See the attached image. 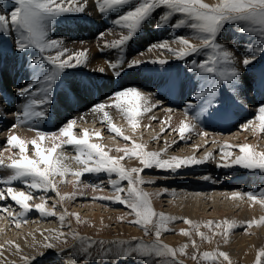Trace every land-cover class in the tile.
I'll return each mask as SVG.
<instances>
[{"label": "snow or ice", "instance_id": "1", "mask_svg": "<svg viewBox=\"0 0 264 264\" xmlns=\"http://www.w3.org/2000/svg\"><path fill=\"white\" fill-rule=\"evenodd\" d=\"M94 3L99 13H114L116 18L112 23L122 30L118 39L104 40L105 48L116 49L119 52L115 61L108 62L109 68L117 78L125 74L127 70L145 63L138 58L128 59L126 49L146 24L154 23L157 29L164 27L179 29L187 25V27L196 30L200 40L199 44L192 43L184 36H177L175 43L181 45L179 48L172 47L168 40L151 44L148 48L149 51L154 49L167 50L180 61L209 50L206 53V58L202 61L198 62L196 59L190 61L191 68L205 81L200 90L196 92V98L201 101V104L195 119H200L210 108L219 112L229 101L237 103L242 88L240 65L244 68H250L257 61L258 54L260 57H264V0H217L214 4L207 3L205 0H94ZM87 4L88 0H15L14 11L10 13V16L0 14V36H7L14 31V43L19 52L23 53L35 49L39 54L37 59L32 62L33 71L38 74L25 87L16 91L17 96L27 99L21 111L15 114L13 128L34 121L36 118L47 117V108L43 106L53 104L54 87L58 86L57 82L64 83L66 80L67 73L65 70L76 69L88 64V49L71 50L64 44L63 40L50 37V32L58 18H65L71 14H87ZM157 10L162 11L153 20ZM177 14H182L184 18L177 19ZM229 22L247 23L250 27H241L240 31H255L261 40V43L239 62L232 51L218 42L219 35ZM123 30H126V34ZM105 35L103 32L99 34L102 40ZM141 55L143 54L141 53ZM45 62L50 67H46ZM149 62L159 65L169 63L167 59H156ZM98 71L104 73L106 69L100 67ZM261 87L264 88V74L261 76ZM4 99L11 102L7 95L4 96ZM157 106L158 103L150 102L149 94L142 92L137 87H127L115 91L113 96L105 102L97 103L92 107L93 113L102 114V122L108 124L111 132L131 144V147L126 145L124 148L118 149L124 153L123 156H111L109 152L105 151L103 145L91 142V136H101L99 131L83 129L82 135L77 136L75 134L76 118L64 123L58 132H45L33 124V128L36 129V136L30 140L21 138L9 130L10 134L5 138V147L0 151V170L10 172L6 177L0 176V185L7 184L9 186L6 189L0 187V201L10 198L22 211L13 213L7 207L0 209V211L8 213L17 227L20 226L19 221L26 217L29 211L35 210L45 217L55 216L57 215L54 211L55 205L53 209H48L44 197H41L42 202L39 204H29V201L33 199V190L54 192L59 197V202H63L70 196L74 197L75 194H61L55 177H65L71 174L75 176V182L79 184L84 174L103 172L109 175L115 174L118 179L110 180L115 194L113 196H100L98 199L114 200L126 205L131 210L129 214L135 216V219L130 221L131 223L143 227L146 232L154 229L155 240L152 243L129 245L117 254L120 259L140 258L144 260V264H185V261L180 257L188 255L189 244L185 243L177 248L161 239L163 233L172 231L168 225L177 219H182L190 225V229L180 230L185 236H191L192 232L195 231L202 240L211 242L213 236L221 235L224 237V242L227 243L228 234L239 226L237 222L225 220L216 223L209 220L202 225L191 219L177 218L163 212H157L152 204V194L141 187L145 183L154 182L143 178L141 174L145 169L159 168L175 172L182 167L200 165L214 159L212 152H208L202 158L196 156L165 158L167 149L148 151L145 144L137 143L130 136H125L122 129L113 123L107 110L111 108L120 110L132 128L135 129L139 125L137 118L144 113L151 112ZM192 107L193 105L189 103L188 108ZM168 111L171 112L172 110L168 109ZM256 113L255 120H248L239 127L242 130L251 129L254 132L258 128L260 133H264V103L257 106ZM152 118L155 119V117ZM3 119L6 117L3 108H0V120ZM256 121H259V124H256ZM194 127L188 121H182L178 128H172L169 125L168 129H162V131L178 132L181 140H184L186 135L194 130ZM203 135L207 137L208 134L205 132ZM47 139L54 141L52 147L44 146L43 142ZM57 140L59 143H55ZM29 145L34 150L33 156L28 154ZM65 145L73 146L77 152L74 159L82 166L79 170H72L65 164L68 157L59 151ZM196 147L199 148L200 146L197 145ZM10 148L18 149V154L9 156L6 160L3 152L9 151ZM233 148L238 149L239 155L234 154ZM219 151L221 157L218 166L225 168L239 166L246 170L264 174V151L257 150L255 146L248 143L232 145L224 142ZM129 157L138 158L142 167L126 168L122 161ZM18 181L22 182L28 191L17 190L12 186L14 182ZM124 181L127 182V188L122 186ZM95 187L101 186L96 185ZM123 193L126 195H122ZM245 195L253 203L264 206V190L259 195L253 192L245 194L234 192L232 198H244ZM69 215H75L77 222H82L78 213H68L65 210L63 214L59 215L62 226L66 221V216ZM120 219L123 220L124 217L122 216ZM259 224H264V217L259 220L248 221L244 226L250 229L253 225ZM201 227H207L212 235H206L200 231ZM53 231L55 239H62L64 243H67L69 233ZM70 234L74 239L82 241L88 239L80 237L75 231ZM44 239L49 241L44 244V247L49 249L56 247L54 243L50 242L49 237L45 236ZM91 243L95 242L92 241ZM0 247L3 246L0 245ZM16 247L19 249L20 245L17 244ZM191 247L196 250L191 255L193 260L212 261L213 264H224V262L233 264L228 252L217 248L201 253L195 239L191 240ZM81 251L87 254L91 261L89 248L83 247ZM109 251L111 250L109 249ZM23 259L24 264H30L33 258L25 256ZM256 264H264V248L259 251Z\"/></svg>", "mask_w": 264, "mask_h": 264}, {"label": "rangeland", "instance_id": "2", "mask_svg": "<svg viewBox=\"0 0 264 264\" xmlns=\"http://www.w3.org/2000/svg\"><path fill=\"white\" fill-rule=\"evenodd\" d=\"M10 11L11 10L9 9V7L7 6L3 7V14H8L10 13ZM99 14L103 18V14L101 13ZM114 19L115 18H112L111 22H109L108 25H112L113 24L112 21ZM149 24L152 25V23H149ZM241 27H247V26H244L243 24L241 26V23L227 24L225 27L226 29L222 30L220 36H225L228 40L230 39L229 41L236 42L237 41L236 36L243 34L241 33L242 31H240ZM181 30L182 32H180L178 36H184L188 38L192 43H196V44L200 43V40L195 32L196 30L187 27V25L183 26ZM231 30H233L232 32L233 34L229 33ZM227 32L229 34H226ZM145 33L146 32L142 30L139 32V34L135 38L142 36ZM244 34H247V33L244 32ZM245 38L247 37H244L243 40ZM255 38L260 39L258 35H256ZM236 43H238V41ZM240 49L242 50L241 47L238 48L239 51ZM127 52L129 53V45L127 47ZM206 53H207V50H205L204 53H201L200 58L198 57L199 59L197 60L200 62L203 59H205ZM26 57H27L26 59L15 60L12 55H9L8 57H5L4 59H2V63H4L3 64L4 69L14 67L13 68L14 71H18V70L20 71L19 67L23 66L25 70L24 74L31 73V79L29 80L30 82L38 74L33 71V64H32V62L37 59V56H33L32 54L29 53ZM191 59H196V58L195 56H193V57H190L188 61L183 60V61H178L176 63H168L167 65H159V64L158 65L160 67L169 68L171 71H173L174 74L177 72L176 71L177 69L179 70L181 69L183 73L184 71H183L182 64L187 65L190 69H192L191 64H190ZM179 70H178V73L180 72L179 74L181 75V71ZM244 70L245 69L242 68V71ZM180 75H178L179 77H177L176 81L174 80L173 82L171 81L172 83L168 81L166 82L163 81V83L159 82L153 85L147 84V85L138 87L140 89H143L144 93H147V92L152 93L154 97L153 99L157 97L158 99L150 100V102L158 103V106L152 109L151 112H147L146 116L140 118L139 125L137 126V128L135 129L132 128L131 124L129 123L127 118L124 116V114L121 113V111H118L119 113L118 112L115 113L116 115L115 118H117V115L120 116L121 114L125 117V119H123V121L121 118L119 120L112 119L113 123L117 127H120L122 129L125 136H130L132 140L136 141L137 143L145 144L147 146L148 151H161L162 149H167L166 155L170 157L172 156H179V157L196 156V157L202 158L208 152L217 154V152L215 151L216 148L218 146H222L224 142H228L232 145H239L245 142L246 143L250 142V144L253 143L252 145L255 146L254 142L256 141L255 147L257 148V146L259 145L258 150L264 151V133L259 132L260 134L258 133L257 135V131L255 132L252 131V134H253L252 135L250 133L251 129L250 131L242 130L239 127L241 124L245 123L248 119L249 120L254 119L257 114L255 107H253V101H248L242 97H239L237 103H232L231 101H229L228 104L226 105L227 108L225 107V110L227 109V111H225L223 108L219 112L215 111V109L213 108L209 109L208 112L204 114L206 121L203 119H200L201 121H199V119L195 120L194 119L195 116L194 115H193L194 117L191 116L190 119L192 118L193 124L192 123L190 124L196 127H194V130L191 133L186 135V138L184 140H181L178 132H174L171 130L162 131V129H168V126L171 125L169 123H166L167 120L165 118L167 117V114H169L167 110L168 108L173 109V110L171 109L172 110L170 112L171 114L173 113L175 115L177 114L176 112H178L179 113L178 116H180L182 115L180 114L181 112L183 113L186 112L185 108L189 104L188 101H192L193 104L196 102L197 103L201 102L199 99L195 100V99H190V98L188 99L183 98L182 100H180L181 102L178 99L176 103L179 101L181 105L179 106V103L178 104L175 103V105L177 106V109H176L175 105L173 104V101H175L176 98L174 100L173 96L177 91L183 90L184 89L183 87H185L183 83L184 78L181 77ZM180 78L182 80H180ZM17 79L22 80V81H17L16 85L14 84L12 86V83H13L12 81L14 80H9L8 87L12 89L14 88L20 89L26 86V79L23 77V74L19 73V78ZM192 82L191 83L187 82L188 88H192L191 87L192 85L193 87L195 86V84ZM155 85L163 86L161 91L164 92V95L161 94L159 89L157 91V89L153 88V86ZM173 87H174V91L172 89ZM87 88L90 90H93V85L91 83H87ZM171 91H173L174 93ZM112 93H106V96L108 98L112 97L113 96ZM11 95H12V98H11ZM11 95H10V99H11L10 107L11 109L12 108L14 109V112L11 111L12 114L14 115V113L16 114L19 111H21L23 107L22 105L23 99L22 97H18L17 95L14 96V93H12ZM184 95L186 94L184 93ZM170 99L172 100V102L170 101ZM230 102L231 104H229ZM181 106H182V109H181ZM45 107L47 108V111L49 113V107L48 106H45ZM38 110L40 109L38 108ZM6 111H10V110H5L4 112V116L6 117V119L0 120V124H1L0 125V151H2L5 147V138L10 134L9 130H11V132L18 134L20 137H23L28 132L29 133L31 132L30 131L31 129L27 130L28 127L25 130L26 124H20L19 126L13 128L12 125L15 122V115L13 116L14 120H12L9 115L7 116L8 112ZM242 114L244 115L242 116ZM246 114H248L249 116H246ZM212 115H215V116L212 117ZM152 117H155V119H153ZM206 117H208V119ZM209 117H211V119ZM220 117L223 119V121ZM73 118H75L73 115L64 116V119L58 121V125H56L55 127L51 129L48 128V123H47L48 118L47 117H40L39 119L36 118L34 121H31V124L32 125L35 124L39 130H42L45 132H58L59 128L64 123H66L68 120L73 119ZM213 118H215L214 122H213ZM216 119H218V121ZM202 120L204 122H202ZM220 120H221V123H220ZM41 126L42 127L46 126L47 131ZM23 128L25 131L23 130ZM196 128H198V130H196ZM32 129L36 131V129L34 128ZM83 129H89L90 131H99L101 133V136L100 137H96L94 135L91 136V142L100 143L101 145H103L105 148V151L109 152V155L111 156H123L124 155L122 151L121 152L118 151V149H121L120 146L127 145L128 147H131V144L129 142L122 139L119 135L111 132L109 130L108 124H104V123L97 124L96 122H93V121L89 122L85 120L83 121L77 120V124L75 126V134L77 136L82 135ZM205 132L208 134L207 137L203 135V133ZM254 133H255V136H254ZM227 135H232L230 136V139H231L230 141L225 140L227 138ZM255 138H258V139L255 140ZM206 140H207V143H205ZM52 142L54 141L51 139H47L43 143H44V146L49 147L50 146L49 144ZM257 142L259 144H257ZM197 145H199L200 147L197 148L196 147ZM60 151L63 152L64 156L71 157V158L66 159L65 164H67L72 170H79L82 167L74 159V157L77 155V152L74 150L73 146L72 147L65 146ZM233 152L234 154L236 153L235 155H239L238 149L233 148ZM7 153L8 154L10 153L12 156H16L18 154V149L10 148L9 151H4L3 155ZM28 154L30 156L34 155V150L32 149L31 145H29ZM68 155H71V156H68ZM122 163L124 164L125 167L126 166H129L130 168L142 167L140 160L135 157L125 158V160H123ZM218 168L221 169L220 166H218ZM7 172L8 171L0 170V173H1L0 176L6 177L7 174L8 175L10 174V172L8 173ZM196 172H198V170L187 171L186 173H183V170H179L178 172H173L170 170H163L159 168L145 169V171L141 174L143 178L147 181H154V182L145 183L141 187L148 193L152 194L151 196L152 204L157 212H163L165 214H168V215H171L177 218L189 219L182 214L183 210L181 212L179 209L174 208V204L176 202L177 203L182 202L183 204L188 205L191 211L194 210L193 213L195 212L197 214L198 217L192 220L194 222H197L203 225L209 220L216 222V223H221L225 220H228V221L234 220L235 222L238 223L239 226L235 228L231 233L228 234L227 243L224 242V237L221 235L213 236L211 242H208L207 240H202L201 237L195 231L192 232L191 236L183 235L180 232V230L190 229V225L185 223L182 219H177L176 221L168 225V227L172 229V231L163 233L161 236V239L165 243L170 244V245L172 244L182 245L180 243L183 242L185 238L186 240H190L191 237L193 238V236H196L195 240L197 244L199 245V251L201 253L204 251H213L218 248L219 250L229 253V256L232 259L233 264H256L258 253L262 248H264L262 247V243L264 242V224L253 225L250 229L246 228L244 225L248 221H251V219L250 218L238 219V218L246 214V212L249 213L250 210L247 209V207H245L246 199L248 198L246 197L244 201H240L239 198L233 199L231 195L232 193L238 192L239 190L241 191V193H248V190L249 192H253L254 188H256L255 190L258 191L257 193H260L259 191L264 190V174H261L258 171L254 172L252 170H245L242 173V177L240 178V180H238L237 183L233 185V188L228 187L227 189H225V187H221V188H218L217 191H214V193H212V190H211V193H210L208 192L209 190L208 191L206 190L207 192L197 190L194 185L187 184L188 182L192 183L195 181V179L193 178V175L196 174ZM185 174H190L192 176L190 177ZM234 174L237 175L238 173L234 172ZM250 174L252 175V177L257 179L256 185L258 186L254 187L253 189L250 188L251 187V182H249L250 181L249 177H251ZM84 175L81 177V182L79 184L75 182L76 178L75 176L71 174L65 177H60V176L55 177V182L57 183L59 192L61 194H75L74 197L70 196V198L65 199L63 202H59V197L54 192H51V191L41 192V191H36V190L32 191L33 199L29 201V204L31 205L39 204L42 202L41 197H44L47 201L46 207L48 209L50 210L53 209V206L55 205L54 211L57 214L55 216L45 217L39 214L35 210L29 211L26 215V219L25 217L21 219L19 221L20 226L17 227L16 224L13 223L11 217L8 216V213L0 211V245L3 246V247H0V249H3V250L7 249L8 248L7 244H10L13 248L12 256L17 255L19 256V258L23 259L26 256L25 252L23 251L21 247L17 249L14 243H10L12 242V238H17L27 231L39 232V233L44 232L48 234V237L51 239L50 241H53L55 243L57 239H55L53 230L63 231L65 233H69L68 235L69 237H68L67 243H64L62 246V249H61L62 254L63 253L70 254L73 251H75V249L77 250L78 248L88 247L89 253L91 254V257L93 258L90 261L88 256L84 257L80 260L81 262L79 261V263L87 264L90 261V263H96V264L101 263L102 264L106 261L105 260L106 256L110 254L117 255L129 245L135 246L138 244H150L155 240L154 229H151L149 232H146L143 227L135 225L130 222L131 220L135 219V216L129 214L131 210L127 208L126 205L118 203L114 200L98 199V197L100 196H113L115 194L110 184V180L118 179V177L115 174H112L111 176H109V174L102 172L98 174L97 173H86ZM181 175H184L185 178H177V177H180ZM221 175H222L221 172H216L214 174V176L217 179L221 178ZM238 184H241L243 186L242 188L243 192H242V189H240V186ZM96 185H100L101 187L97 188L95 187ZM8 186L9 185L7 184L0 185V187H3L5 189ZM12 186L17 188V190L27 191V187L22 182H19V181L14 182ZM122 186L124 188H127L128 187L127 182L126 181L122 182ZM236 186L237 187L239 186V188H237ZM234 188L235 190L236 189L237 190L235 191ZM122 195H126V193H123ZM212 196H214V198H211ZM17 206L18 205L14 201L10 200V198H8V200L6 199L3 201H0V209L7 207L9 211L13 213H20L22 211L19 206H18L19 208L18 210ZM65 210H67L68 213H78L80 220L82 222H87V223L83 224L82 222H77L75 215H69V216H66V221L64 225L62 226L59 220V215L63 214ZM263 213L264 212H262V210H261V213L259 212V214H261L262 217H264ZM176 214L177 215L180 214V216H176ZM94 215L105 219L106 226L103 229L104 231H99L95 228V221L92 218ZM122 216L124 217L123 220L120 219V217ZM66 224L68 226H66ZM73 231L78 233L80 237H84L88 239L83 240V241L80 239H74L73 236L70 234ZM200 231L204 232L206 235H212V232L207 227H201ZM216 231H219V230H216ZM170 236L175 237V239H173L175 241L174 243L169 242L167 237H170ZM44 241L45 239L41 241L43 245L45 244ZM92 241H94L95 243H91ZM46 242H49V241H46ZM100 242H103V243L101 244ZM252 243L253 245L256 244L258 246H261L259 251L250 253L248 257L241 256L240 255L241 252L244 253V251L247 252L248 250H251ZM46 249H47V251L45 250L46 252L48 251L52 252L54 250L56 252L57 250H60L59 246H58V249H55V248H51V249L46 248ZM108 249H110L111 251H109ZM187 250L189 251V252L187 251L188 255H184L180 257L181 259H184V261L186 260L185 264H213L212 261L193 260L191 258V255L195 253L196 250L191 249V248H188ZM46 252H43L44 253L43 256L46 255ZM80 257H78L77 259H79ZM185 258H188L190 261H188ZM148 259L150 260L151 258H148ZM67 260L71 261L73 260V258H68ZM75 263L78 264V261H76ZM54 264H57V263L55 262ZM113 264H116V263H113ZM224 264H226V262H224Z\"/></svg>", "mask_w": 264, "mask_h": 264}, {"label": "bare ground", "instance_id": "3", "mask_svg": "<svg viewBox=\"0 0 264 264\" xmlns=\"http://www.w3.org/2000/svg\"><path fill=\"white\" fill-rule=\"evenodd\" d=\"M205 2L214 4L217 2V0H205ZM14 3H15V0H0V14H3V7H5V6L9 7V9L11 10L10 13L12 11H14ZM161 11L162 10H157V13H155L153 16V20H155L156 16L159 15ZM10 13L5 14V15L10 16ZM86 13L87 14H71L65 18H58L57 23H55L53 25L52 31L50 32L51 38H58V39L63 40L64 44L71 50L88 49V56H89V62L86 66L78 67L76 69L65 70L67 73L66 80L64 81V83L57 82L58 86L54 87V90H53L54 102L52 105H50L48 107H49L50 113L54 112L56 114L55 117H58V121L63 120L64 116L73 115L77 120H82V121L85 120V121H89V122L93 121V122H96L97 124H99V123L107 124L106 122H102V114L93 113L91 111L92 107L95 104L105 102L108 99V97L106 96V93H112L113 92L112 94H114L115 91L121 90V89L127 88V87H137L138 88L139 86H143V85H147V84L153 85V84H157L159 82L163 83V81H165V82L168 81V82L172 83L173 80L174 81L177 80V77H179L178 75H180L179 74L180 72L178 73L179 69H177V70L175 69L177 72L174 74L173 71H171L169 68L160 67L158 64L150 63L149 61L156 60V59H167L169 61V63H176L180 60H177L174 57V55L167 50L154 49L152 51H149L148 48H149V45L160 42V41H164V40H168L172 44V47H175V48L181 47V45L175 43V37H177L178 34L180 32H182V30H181L182 28L181 29L180 28L175 29V28H170V27H164V28L157 30L154 26V23H152V25H150L149 23L146 24L142 29L146 33L142 36L134 38L130 42L129 53L127 52V49H126V57L128 59L138 58V59L145 61V63L141 64L140 66H138L136 68L127 70L125 74H123L121 77L117 78L113 75L112 70L109 68L108 62L109 61H115L119 56V52L116 49H109V48L104 47V40L112 41V40L118 39L120 34H121L122 30L118 26H115L113 24L108 25V23L111 22L112 18H116V15L114 13H105V14H103V18H102L98 12L97 7L95 6L94 0H88ZM176 18L177 19H183L184 17L182 16V14H177ZM232 23H235V22H229L228 24H232ZM242 24L244 26L250 27V25H248L245 22H242L241 26H242ZM236 27H238V26H236ZM110 29L112 31H109ZM123 31L126 34V30H123ZM102 32L106 34L103 40L99 36V34ZM190 32H189V34H190ZM232 32H233V30H231L229 33L233 34ZM229 33L227 32L226 34H229ZM241 33H243V34H241ZM241 33H239L241 35L236 36V40L238 41V43H236L237 41L236 42L229 41L230 39L228 40L225 36L219 35V37H218V42L221 43L222 45L226 46L230 51H232L235 54L238 62L242 61L243 58L245 56H247L249 54V52L254 47H256L257 45H259L261 43L260 39L255 38V36L257 35L255 31L246 32L247 34H244V32H241ZM244 37H247V38H245L243 40ZM14 40H15L14 31L7 36H0V75H3L6 78L5 84L8 86L9 80L7 79V75L8 76L15 75L16 78H19V73L23 74V77L26 79V85H27L29 83V80L31 79V73L24 74L25 70H24L23 66L19 67L20 71L19 70L14 71L12 69L11 72H7V74H4L1 72L2 71V59H4L5 57H8L9 55H12V54H13L12 56L15 55V57H13L15 60L26 59L27 58L26 56L29 53L32 54L33 56H37V57L39 55L38 51L35 49H31V50L25 51L23 53L19 52L16 49ZM239 47H241L242 50L240 49V51H239L238 50ZM141 53L143 55H141ZM194 56L197 60L200 58L201 55H194ZM188 59H190V58H186L185 60L188 61ZM182 65H183L182 67H183V71H184L183 73L184 74L182 73L181 69L179 71H181L180 76L184 78L183 83H184L185 87H183L184 88L183 90H179L174 94V96H173L174 100L176 98V100L173 101L174 105L178 99H179V101L182 100L183 98L184 99L190 98V99L197 100L196 92L199 91L200 88L205 83L203 77H201L194 69H190L187 65H184V64H182ZM45 66L50 67V66L46 65V62H45ZM100 67H104L106 69V71L104 73H100L98 71V69ZM242 68H244V67L242 65H240L242 88L240 90L239 97H242L248 101H253V107H255V109H256L260 103H264V88L261 87V76H262V74H264V57H260L258 54L257 61L250 68H244L245 69L244 71H242ZM89 74H91V75H89ZM180 80H182V79L180 78ZM12 82L15 83V85H16L17 81H15V82L12 81ZM187 82L188 83L192 82L195 84V86L193 87V85H192L191 86L192 88H188ZM87 83H91L93 85V90H90L87 87H84L85 85L87 86ZM165 84H163V85H165ZM178 85H179V83H178ZM180 85H181V83H180ZM169 86H170V84H169ZM162 87L163 86H160V85L153 86V88L157 89V91L159 89L161 94L164 95V92L161 91ZM138 89H140V88H138ZM172 89L174 91V87ZM187 89H189V90H187ZM140 90L142 92H144L143 89H140ZM7 91L15 92V88L14 89L7 88L6 90H3L0 92V108H3V110L4 109L10 110V111H6V112H8L7 116L9 115L11 117V119L14 120L13 116L15 115V113L13 115L11 112V111L14 112V109L13 108L11 109V107H10L11 105H6L9 103V101L4 99V96L7 95ZM173 91H171V92H173ZM184 93L186 95H184ZM146 94H149L150 100L158 99L157 97L155 99H153L154 97H153L152 93H150V92H147ZM15 95L16 94H14V96ZM37 95H39V93H37ZM11 98H12V95H11ZM22 99H23L22 105H24L27 98L22 97ZM170 101L172 102L171 99H170ZM179 101L176 104H178ZM188 103H191L193 105V107L189 109L188 105L186 106V104H185L186 112L185 111H184L185 113L181 112L180 114H182V115H180V116H178L179 115L178 112H176L177 114L174 115L173 113L171 114L168 111L169 114H167V117H165L167 120L166 123L171 124L172 128H178L182 121H188L189 123L193 124V120H192V118L190 119V117L193 115L196 116V113L199 111V106H200L201 102L200 103L196 102L193 104L192 101H188ZM229 104H231V102ZM174 105H172V106H174ZM180 105H181V103H179V106ZM43 107H45V106H43ZM175 107L177 109L176 105H175ZM225 107L227 108V106H225ZM225 107L223 108L224 110H225ZM251 108H252V106H251ZM181 109H182V106H181ZM5 110H4V112H5ZM107 110L109 111V114L112 117V119H118L119 120L121 118L123 121V119H125V117H126L125 115H124L125 116L124 117L123 115L120 114V116L117 115V118H115V116H116L115 113L120 111V110L115 109V108H111V109H107ZM225 111H227V109ZM144 114H143V116H139L138 120H140V118L146 116V113H144ZM204 114L200 117V119L205 120ZM248 114H246V116H249ZM250 114H252V113H250ZM243 115L244 114H242V116ZM214 116L215 115H212V117H214ZM51 117L52 116L49 117L48 122H47L48 128H50V129L54 127L53 122L51 120ZM206 118L208 119V117H206ZM209 118L211 119V117H209ZM215 118H213V122H214ZM246 118H248V117H246ZM200 119H199V121H201ZM210 119H209V121H210ZM243 119H245V118H243ZM203 120H202V122H204ZM216 120L218 121V119H216ZM252 120H255V118ZM58 121H57V125H58ZM190 121H192V122H190ZM222 121H223V119H222ZM211 123H212V121H211ZM220 123H221V120H220ZM79 124H81V123H79ZM256 124H259V121H256ZM27 127H28V129H27ZM32 128H33V125L31 124V121L26 123L25 130L31 129L30 130L31 132L30 133L28 132L26 135H24L21 138L28 139V140L34 138L36 136V131H34ZM198 128H199V126H198ZM198 128H196V130H198ZM23 130H24V128H23ZM256 131H257V135H258V133H259L258 128ZM250 133L252 134V130ZM230 136H232V135H227V138L225 140L230 141L231 140ZM254 136H255V133H254ZM243 139H244V137H243ZM256 139H258V138H255V140ZM255 142H254V144L256 146ZM53 143L54 142L50 143L49 144L50 146L49 145L48 146L52 147ZM55 143H59V140L55 141ZM248 144H250V142ZM257 144H259V143L257 142ZM65 146L67 147L68 145H65ZM65 146H63V148ZM258 146H257V150H258ZM70 147H72V146H70ZM120 147L124 148L125 146H120ZM221 147L222 146H218L216 148L215 151L217 152V154H213L214 159L209 160L208 162H206L204 164L180 168V169L176 170L175 172H178L179 170H183V173H186L187 171L198 170V172H196V174L193 175V178L195 179V181L192 183L191 182L187 183V184L194 185L197 190H201V191H206V190L208 191L209 190L208 192H210V193L212 190V193H214V191H217V189L221 188V187H225V189H227L228 187L233 188V185H235L237 183V181L240 180V178L242 177V173L246 169H242L239 166H233L230 168H225V167L220 166L221 169H219L218 163H219L220 157H221V153H220L219 149ZM232 151H233V149H232ZM9 156H12V155L10 153L4 154V158H6V160H7V157H9ZM68 156H71V155H68ZM73 156H75V155H73ZM168 157H170V156L166 155L165 158H168ZM68 158H71V157H68ZM197 158H201V157H197ZM126 168L130 169L129 166H126ZM216 172L222 173L221 178L217 179L214 176V174ZM234 172H236L238 174L235 175ZM185 175H188L190 177L192 176L190 174H185ZM109 176H111V175H109ZM84 177H85V175H84ZM177 178H185V176L181 175L180 177H177ZM249 180H250L249 182H251V187H250L251 189L258 186V185H256L257 179L252 177V175H251V177H249ZM181 185H182V183H181ZM238 185L240 186V189L243 188V186L241 184H238ZM239 186L238 187L236 186V187L239 188ZM255 189L256 188L253 189V193H256L257 195H259V193H257L258 191ZM234 190H235V188H234ZM27 191H28V189H27ZM261 191H259V192H261ZM238 192L241 193L240 190ZM242 192H243V189H242ZM248 192H249V190H248ZM242 194H245V193H242ZM231 197H232V195H231ZM246 197L247 196L245 195L244 198H239V200L244 201L246 199ZM211 198H214V196H212ZM245 207H247V209L250 210L249 213L246 212V214H244L243 216H240L238 219L250 218L251 220H259L262 217V215L259 214V212L261 213V210H262V212H264V206L260 205L259 203H253L251 200L246 199ZM17 208H18V206H17ZM174 208L179 209L181 212L183 210L182 214L191 220L198 217L195 212L193 213V211H194L193 209H192L193 211H191L189 206L183 204L182 202H179V203L176 202L174 204ZM18 210H19V208H18ZM180 214H178V215L176 214V216H180ZM92 218L95 221V228L99 231H104L103 229L106 226L105 219H103L101 217H97L96 215H94ZM25 219H26V217H25ZM82 223L85 224L87 222H82ZM66 226H68V225L66 224ZM78 227H80V226H78ZM51 234H53V233H51ZM54 235H55V233H54ZM45 236L48 237V234L44 233V232L39 233V232L27 231L17 238H12V242H14V245L19 244L20 247L25 252L26 256H30L33 258V259H31L30 264H44V263L45 264H50V263L54 264L55 262L57 264H77V263H75L76 261H78V264H80L79 261L82 258L88 256L87 254H85L81 251L82 248H78L77 250L75 249V251H73L70 254L69 253H63L62 254L61 249H62V246L64 244L62 239H57V241L55 243L53 241H50L56 245V247H54L55 249H58V246H59L60 250H57L56 252H55V250L54 251L51 250L52 252H50V251L46 252L47 249L44 247V245L41 242L44 240ZM68 237L69 236H67V240H68ZM167 238H168L169 242H171V243L175 242L173 240V239H175L174 236H170ZM99 239H101V238H99ZM192 239H196V236H193V238L191 237L190 240H186V238H185L184 241L181 242L180 244L183 245L185 243H188L189 248L194 249L191 247V240ZM89 241H91V240H89ZM44 242L47 243L46 241H44ZM7 245H8L7 249H4V250L0 249V264H13V262H15V264H24V259L19 258V256H17V255L12 256L13 248L10 244H7ZM182 245L172 244L171 246L178 248ZM260 247L261 246H258L256 244L253 245V243H252L251 244V250H248L247 252L244 251V253L241 252L240 255L248 257L250 255V253L258 252ZM262 247H264V242L262 243ZM119 249H120V247H119ZM43 252H46V255L43 256V254H44ZM81 255H83V256H81ZM78 257H80V258L77 259ZM68 258H73V260L68 261L67 260ZM185 259L190 261L188 258H185ZM105 260L106 261L102 264H113V263H116V264H144V260H142L140 258L120 259L118 257V255H113V254L106 256ZM123 260H124V262H123ZM87 264H96V263H90V261H89ZM98 264H101V263H98Z\"/></svg>", "mask_w": 264, "mask_h": 264}]
</instances>
